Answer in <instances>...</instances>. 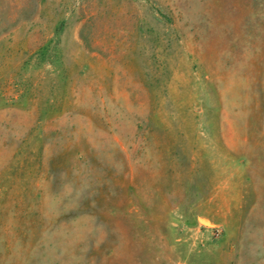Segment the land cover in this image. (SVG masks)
<instances>
[{
	"label": "rangeland",
	"instance_id": "rangeland-1",
	"mask_svg": "<svg viewBox=\"0 0 264 264\" xmlns=\"http://www.w3.org/2000/svg\"><path fill=\"white\" fill-rule=\"evenodd\" d=\"M0 264H264V0H0Z\"/></svg>",
	"mask_w": 264,
	"mask_h": 264
}]
</instances>
